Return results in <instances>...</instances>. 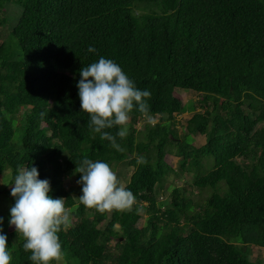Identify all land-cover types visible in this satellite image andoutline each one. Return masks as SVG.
<instances>
[{"label": "trees", "instance_id": "16d2710c", "mask_svg": "<svg viewBox=\"0 0 264 264\" xmlns=\"http://www.w3.org/2000/svg\"><path fill=\"white\" fill-rule=\"evenodd\" d=\"M15 3L17 22L0 43V176L9 171L12 183L19 167H36L50 182L49 195L65 199L73 226L58 233L60 264H258L248 254L252 244L264 246V0ZM101 56L151 92L147 103L159 118L136 129L142 115L134 110L127 137H117L123 153L88 127L80 108L79 70ZM178 88L202 94L203 110L186 120L182 138L173 122L185 111ZM196 134L204 144L192 145ZM166 154L192 172L199 200L172 187L158 201L163 180L177 172ZM249 155V162L239 159ZM139 156L147 164L138 165ZM83 157L133 166L125 186L137 202L131 211L111 212L104 227L107 214L75 199ZM65 176L72 187L64 186ZM10 190L0 192L12 207ZM10 237V264H32L24 238L15 229Z\"/></svg>", "mask_w": 264, "mask_h": 264}, {"label": "clouds", "instance_id": "9594fccd", "mask_svg": "<svg viewBox=\"0 0 264 264\" xmlns=\"http://www.w3.org/2000/svg\"><path fill=\"white\" fill-rule=\"evenodd\" d=\"M87 51L92 53L96 49L89 46ZM79 75L76 87L81 111L89 115L88 127L94 133H100L101 139L109 141L116 151H125L117 142V137L121 140L127 137L134 110L149 125H155L147 103L151 92L137 88L112 59L101 56L98 61L83 66ZM114 127L119 129L115 135L107 131ZM136 163L147 164V161L139 156ZM75 172L80 174L77 184L81 185L82 194L78 200L86 208L105 214L131 211L136 204V196L121 183L108 163L83 157L76 164ZM38 177L36 167L18 168L10 185V195L15 203L10 208L9 226L24 238L22 247L30 253L28 259L32 264H60L63 252L58 233L73 226L72 210L65 207L63 197L53 198L49 195V180ZM7 249V236L0 234V264H10L12 260Z\"/></svg>", "mask_w": 264, "mask_h": 264}, {"label": "rangeland", "instance_id": "374dc122", "mask_svg": "<svg viewBox=\"0 0 264 264\" xmlns=\"http://www.w3.org/2000/svg\"><path fill=\"white\" fill-rule=\"evenodd\" d=\"M20 9L19 6L15 3V0L11 1H1L0 2V43L7 39L11 28L17 22V17L19 15ZM2 17L6 19L4 23H1ZM175 96L178 97L183 104H185V111L180 112L178 114H174V126L177 130V134L180 138L184 137L186 134L185 122L186 120L195 112L202 111L203 109L200 106V101L202 99V94L194 92L192 90H186L182 88H178L175 90ZM156 122H158V117H153ZM146 121L144 118H139V120L134 123V127L136 129H140L143 127ZM171 120L167 119L165 123H170ZM192 145L200 146L205 143V136L203 134L192 135ZM253 158L252 155L240 157L239 159L244 162H249ZM165 161L177 172L171 173L167 175V177L162 182L163 189H159L157 192L158 201L162 198H165L172 187H184L187 189V192L191 194L194 200H199V195L197 194V188L191 185V177L192 172L190 171H182L180 168L179 157L174 156L172 154L165 155ZM204 168H208L206 164H204ZM112 169L116 172L119 180L123 185H125L126 180L133 170V166L127 163V160L122 162L113 163ZM182 171V172H181ZM10 172L6 171L0 176V189L3 188H11V183H9ZM64 186L66 188L72 187L73 179L68 176H65L63 179ZM207 194V192H205ZM202 197L205 194L201 195ZM75 199L78 197L75 195ZM137 200V198H136ZM143 205H146L145 202H142ZM11 204L9 199L5 197L4 193L0 192V218H2V224H0V228H2V233L7 236V246L10 247L9 242L15 243L14 240L10 237V231L14 230V227L9 226V220L6 219L7 211L10 209ZM139 213L141 214V218L138 221V226L144 223L145 217L147 215L145 208L139 209ZM107 216L102 220L103 227L109 221L110 213H105ZM116 228H118V224H116ZM120 241H123V238H120ZM116 240L113 239L109 241L108 247L113 248L115 246ZM250 251L248 254V258L258 264H264V246L252 244L250 246ZM107 264H111L112 261L106 260Z\"/></svg>", "mask_w": 264, "mask_h": 264}]
</instances>
